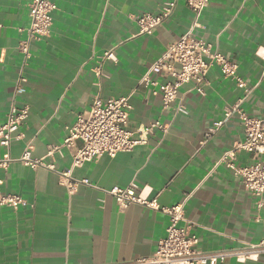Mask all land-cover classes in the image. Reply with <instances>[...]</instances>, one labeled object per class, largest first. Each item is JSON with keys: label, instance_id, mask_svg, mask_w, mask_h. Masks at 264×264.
Here are the masks:
<instances>
[{"label": "crops", "instance_id": "0c3cea01", "mask_svg": "<svg viewBox=\"0 0 264 264\" xmlns=\"http://www.w3.org/2000/svg\"><path fill=\"white\" fill-rule=\"evenodd\" d=\"M54 1L52 31L32 42V57L24 65L18 45L28 36V0H0V122L13 100L30 110L19 130L22 136L9 148L0 145V158H18L31 145L33 157H43L60 170L70 168L74 150H49L63 144L68 128L96 96L107 100L133 93L129 128L159 120L169 130H156L132 151L102 154L76 167L74 177L89 184H79L73 193L53 170L32 169L19 161L0 167V190L28 202L17 208L0 205V264H105L152 255L167 234L169 216L136 203L120 208L105 191L131 183L151 188L162 205L177 204L192 193L185 217L195 223L192 231L202 250L260 243L264 193L247 191L241 176L218 164L244 137L243 119L236 112L225 119V111L245 90L214 65L204 94L193 81L185 83L165 108L161 93L140 80L168 44L193 30L239 64V73L253 89L242 109L264 116V60L256 55L257 48L264 50V0H211L196 25L186 0H176L171 17L143 35L131 16L158 12L169 0ZM110 49L117 61L103 58ZM21 74L28 78L26 90L15 95ZM152 77L172 80L165 74ZM180 104L184 111L177 112ZM220 120L222 126L206 139L208 129ZM253 161L252 153L241 151L235 162L242 166ZM221 264H264V253L257 261L229 258Z\"/></svg>", "mask_w": 264, "mask_h": 264}, {"label": "built area", "instance_id": "2783aa9c", "mask_svg": "<svg viewBox=\"0 0 264 264\" xmlns=\"http://www.w3.org/2000/svg\"><path fill=\"white\" fill-rule=\"evenodd\" d=\"M210 2L211 0H186L188 7L196 16L194 25L197 24L198 17ZM176 3V0H169L158 12H144L131 16L137 23L138 34H152L158 26L171 17ZM28 5L31 16L27 29L28 36L18 45V50L24 56V65L32 57V42L50 35L54 23L53 13L57 9L54 0H28ZM256 55L264 60V50L261 48H257ZM103 58L117 61L114 49L107 50ZM214 65H218L224 76L232 79L238 87L245 90L246 94L235 104L227 107L225 111V119L235 112L243 119L244 137L233 144L218 164L225 163L237 176L242 177L247 191L261 196L264 193V116H250L242 109V103L253 89L248 86L247 81L239 73L237 62L215 49L212 42L191 30L167 45L159 59L142 76L140 84L146 88L152 86L155 88L154 92H160L163 106L169 108L177 99L179 88L185 83L193 81L194 88L204 94L207 74ZM153 74L169 75L172 80L160 82L153 79ZM261 79H264V70ZM27 82L28 78L24 74L18 77L15 82V95L26 90ZM132 94L111 97L107 100L96 96L91 108L77 115L74 124L68 128V135L63 144L53 146L49 150V153H52L62 146L74 150L70 168L60 170L54 163L47 162L43 157H33L31 145H27L18 158H12L9 155L0 158V167L7 168L11 162L19 161L32 169L53 170L59 175L61 184L65 185L70 193H73L79 184H89L87 179L74 177L73 170L76 167L82 166L102 154L115 156L119 152L132 151L136 146L146 144L149 136L156 130L163 134L168 132L169 125L163 124L159 120H154L147 125L141 124L136 130L129 128ZM176 111H184L183 105H178ZM29 112L28 105L19 106L15 100L11 102L6 120L0 122V145L9 148L13 140L22 136L19 130L28 118ZM223 123L224 120L214 122L205 134L206 139L214 134ZM79 141L82 143L81 145H78ZM241 151L252 153L254 161L247 165H237L236 157ZM105 191L115 197L120 208H126L130 204L136 203L162 211L169 216L167 234L159 241L158 247L152 255L105 264H221L229 258L244 263L249 260L257 261L264 253V238L258 244L241 248L220 250L198 248L199 237L192 231L195 223L188 221L185 217V207L192 197V193L187 194L177 204L162 205L157 197H152V189L148 186L131 183L127 187L114 186L105 189ZM25 204L28 202L22 195L4 193L0 190V205L17 208ZM181 221H185L186 224L181 226ZM261 221L264 222V216L261 217Z\"/></svg>", "mask_w": 264, "mask_h": 264}]
</instances>
